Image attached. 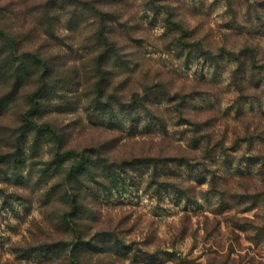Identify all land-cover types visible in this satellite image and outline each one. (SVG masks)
I'll list each match as a JSON object with an SVG mask.
<instances>
[{
  "label": "rangeland",
  "instance_id": "1",
  "mask_svg": "<svg viewBox=\"0 0 264 264\" xmlns=\"http://www.w3.org/2000/svg\"><path fill=\"white\" fill-rule=\"evenodd\" d=\"M76 1L0 0V264H264V0Z\"/></svg>",
  "mask_w": 264,
  "mask_h": 264
},
{
  "label": "trees",
  "instance_id": "2",
  "mask_svg": "<svg viewBox=\"0 0 264 264\" xmlns=\"http://www.w3.org/2000/svg\"><path fill=\"white\" fill-rule=\"evenodd\" d=\"M81 1H84V0H77L76 2L79 3ZM83 4H86V3H83ZM2 19H3V16L1 17V14H0V55H5L7 58L19 57L18 59L19 61L14 67L16 68V70L22 68L24 65L26 66L27 65L26 62L30 59V56H32L33 57L32 59L35 60L36 63L39 62V64L44 69L40 80L42 81L44 79H47L49 77V74L51 73L50 66L48 63V57L42 56L35 52L21 51L20 50L21 40L17 38L14 32L9 30L8 26L6 25V23L2 21ZM103 35H105V33ZM112 45L114 44L112 43ZM2 68H3V65L0 64V72ZM27 68H28V65H27ZM55 138L58 139L59 143L61 142L60 136L56 135ZM68 154H69V157H75V156L81 157L80 162L74 165L71 171L68 172L67 174L68 180H70V177L73 176V172L77 171L78 169H81L82 171L87 169L88 155L79 153L75 150L68 151ZM73 202L75 203V205L78 204L79 199L77 196H75Z\"/></svg>",
  "mask_w": 264,
  "mask_h": 264
}]
</instances>
